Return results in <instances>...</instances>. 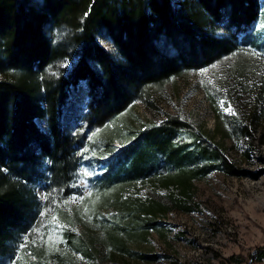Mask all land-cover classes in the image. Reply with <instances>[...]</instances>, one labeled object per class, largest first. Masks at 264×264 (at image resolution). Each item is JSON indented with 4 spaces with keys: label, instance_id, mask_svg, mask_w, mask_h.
<instances>
[{
    "label": "trees",
    "instance_id": "1",
    "mask_svg": "<svg viewBox=\"0 0 264 264\" xmlns=\"http://www.w3.org/2000/svg\"><path fill=\"white\" fill-rule=\"evenodd\" d=\"M260 10L259 0H181L178 6L174 0H0V264L31 233L40 206L34 186L67 190L85 128L103 127L136 101L159 109L171 79L246 42ZM217 26L225 29L222 36L214 35ZM82 82L88 102L82 126L72 132L63 118ZM37 119L46 120L47 131ZM217 136L167 114L109 155L103 186L154 176L180 193L166 202L122 196L108 202L120 218L104 233L113 249L158 261L157 254L132 252L128 242L148 241L151 229L167 238L159 217L196 211L194 180L215 171L242 174ZM80 247L87 257L100 253L94 241ZM261 259L264 251L254 258Z\"/></svg>",
    "mask_w": 264,
    "mask_h": 264
},
{
    "label": "rangeland",
    "instance_id": "2",
    "mask_svg": "<svg viewBox=\"0 0 264 264\" xmlns=\"http://www.w3.org/2000/svg\"><path fill=\"white\" fill-rule=\"evenodd\" d=\"M180 1L174 0L177 6ZM259 2L260 16L246 42L239 41L233 53L208 67L171 79L158 97L162 101L159 109L136 101L103 127L84 129L86 139L77 150L79 167L67 190L61 194L53 188L45 191L43 183L34 186L40 206L31 233L18 240L3 264H264V259L254 260L264 251V50L260 48L264 44V0ZM225 32L223 27L214 29L215 36ZM106 47L111 45L106 43ZM73 98L75 103L67 106L63 120L75 132L82 126L87 107L85 85L76 89ZM221 100L224 108L231 104L236 115L224 112ZM167 114L207 132L217 131L216 141L242 174L215 171L194 180L196 211L175 210L159 217L162 224L158 228L167 238L151 229L148 241L128 242L132 252L159 256L151 262L118 252L105 241V231L120 222L117 207L107 203L117 196L166 202L179 196V190L154 176L111 186H103L100 178L111 153L129 144L136 130L163 122ZM36 123L47 131L45 119ZM52 216L57 224L49 223ZM91 241L100 252L92 258L80 247Z\"/></svg>",
    "mask_w": 264,
    "mask_h": 264
},
{
    "label": "snow or ice",
    "instance_id": "3",
    "mask_svg": "<svg viewBox=\"0 0 264 264\" xmlns=\"http://www.w3.org/2000/svg\"><path fill=\"white\" fill-rule=\"evenodd\" d=\"M220 104H221V107L223 108V111L224 112H226V113H228L230 115H236L235 111L231 107V104H228V107H226V108L223 107L224 104H225V101L224 100H221L220 101ZM49 223L50 224H57L58 223L57 218L55 216H52L51 217V220L49 221ZM50 231H54V229H50ZM52 240H53L52 236L49 235L48 242L50 244H51ZM33 243H35V241H33ZM20 247L23 248V247H25V245L22 244Z\"/></svg>",
    "mask_w": 264,
    "mask_h": 264
},
{
    "label": "bare ground",
    "instance_id": "4",
    "mask_svg": "<svg viewBox=\"0 0 264 264\" xmlns=\"http://www.w3.org/2000/svg\"><path fill=\"white\" fill-rule=\"evenodd\" d=\"M259 171H261V169Z\"/></svg>",
    "mask_w": 264,
    "mask_h": 264
}]
</instances>
